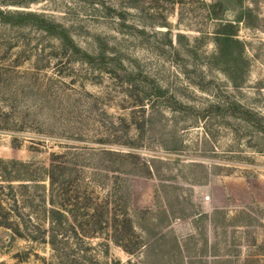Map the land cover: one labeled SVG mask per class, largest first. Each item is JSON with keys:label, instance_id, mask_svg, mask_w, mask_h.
<instances>
[{"label": "rangeland", "instance_id": "374dc122", "mask_svg": "<svg viewBox=\"0 0 264 264\" xmlns=\"http://www.w3.org/2000/svg\"><path fill=\"white\" fill-rule=\"evenodd\" d=\"M0 12L43 15L90 53L103 38L182 105L141 109L125 72L90 67L36 26L0 19V161L48 168L67 143L131 152L155 174L125 186L148 247L129 257L110 244L112 260L264 264V0H0ZM224 24L235 26L228 56L216 42ZM49 255L0 228V264Z\"/></svg>", "mask_w": 264, "mask_h": 264}, {"label": "trees", "instance_id": "16d2710c", "mask_svg": "<svg viewBox=\"0 0 264 264\" xmlns=\"http://www.w3.org/2000/svg\"><path fill=\"white\" fill-rule=\"evenodd\" d=\"M221 8L219 3L211 6L212 19H220ZM0 19L14 26H36L90 67L114 76L118 71L125 72L126 84L136 89L135 103L141 109L174 100L147 75L130 72L101 37H97L96 48L90 53L78 46L63 25L43 15L0 12ZM234 29L232 24H224L216 36L225 56L231 53ZM258 125L264 136V124ZM132 159L139 160L131 152L67 143L60 144L59 152L50 154L48 168L0 161V228L8 230L14 239L48 246L50 255L44 264H144L110 258V244L129 257L148 247L136 231L125 186L131 174L145 178L155 174L150 164L130 163ZM130 165L140 167L141 172H134ZM92 240L104 242L92 246Z\"/></svg>", "mask_w": 264, "mask_h": 264}]
</instances>
